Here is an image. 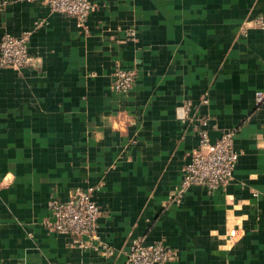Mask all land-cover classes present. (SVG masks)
<instances>
[{
  "label": "crops",
  "instance_id": "1",
  "mask_svg": "<svg viewBox=\"0 0 264 264\" xmlns=\"http://www.w3.org/2000/svg\"><path fill=\"white\" fill-rule=\"evenodd\" d=\"M91 2L79 29L0 0V40L27 36L31 57L0 68V264H121L136 242L167 264H264V0ZM115 67L135 73L125 95ZM201 130L233 132L230 181L171 204ZM87 186L108 258L48 230V201Z\"/></svg>",
  "mask_w": 264,
  "mask_h": 264
},
{
  "label": "built area",
  "instance_id": "2",
  "mask_svg": "<svg viewBox=\"0 0 264 264\" xmlns=\"http://www.w3.org/2000/svg\"><path fill=\"white\" fill-rule=\"evenodd\" d=\"M43 1L51 14L72 19L79 29H83L88 15L93 10L91 0ZM254 25L260 27L263 23L257 20ZM27 43L28 37L25 35L4 36L0 40V68L19 71L29 66L31 57ZM134 79V72L115 67L110 74V91L115 95H125L133 85ZM188 110V107H182L178 119L181 120ZM219 133V138L212 145L209 144L208 131L201 130L198 133L197 147L191 153L178 187L168 198L169 203L178 205L190 187H196L210 195L225 188L229 183L238 153L233 148V132L225 130ZM94 191V187L87 186L76 190L66 201L51 198L47 203L51 216L48 230L71 237H86L95 242L89 247L93 252L102 258H108L113 255V251L98 239L96 221L100 211L92 199ZM174 256L171 249L160 243L144 245L136 242L129 247L121 264H167Z\"/></svg>",
  "mask_w": 264,
  "mask_h": 264
},
{
  "label": "water",
  "instance_id": "3",
  "mask_svg": "<svg viewBox=\"0 0 264 264\" xmlns=\"http://www.w3.org/2000/svg\"><path fill=\"white\" fill-rule=\"evenodd\" d=\"M219 136H220L219 132H216V131L208 132L209 144L212 145L214 143V141L219 138Z\"/></svg>",
  "mask_w": 264,
  "mask_h": 264
}]
</instances>
